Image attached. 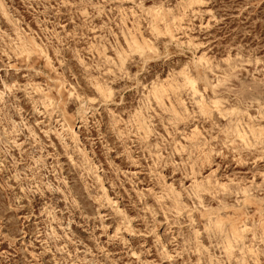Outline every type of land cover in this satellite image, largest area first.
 <instances>
[{"label": "rangeland", "instance_id": "374dc122", "mask_svg": "<svg viewBox=\"0 0 264 264\" xmlns=\"http://www.w3.org/2000/svg\"><path fill=\"white\" fill-rule=\"evenodd\" d=\"M0 264H264V0H0Z\"/></svg>", "mask_w": 264, "mask_h": 264}, {"label": "bare ground", "instance_id": "6f19581e", "mask_svg": "<svg viewBox=\"0 0 264 264\" xmlns=\"http://www.w3.org/2000/svg\"><path fill=\"white\" fill-rule=\"evenodd\" d=\"M240 239V238H239Z\"/></svg>", "mask_w": 264, "mask_h": 264}]
</instances>
